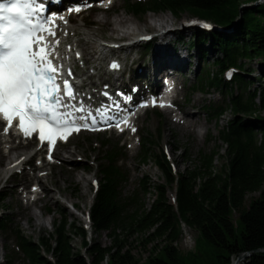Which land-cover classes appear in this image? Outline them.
Instances as JSON below:
<instances>
[{"label":"trees","instance_id":"1","mask_svg":"<svg viewBox=\"0 0 264 264\" xmlns=\"http://www.w3.org/2000/svg\"><path fill=\"white\" fill-rule=\"evenodd\" d=\"M259 1L124 0L130 12L137 15L171 12L180 17L188 11L216 26L194 28L190 47L198 49L206 60L211 50L216 55V69L212 73L203 71L200 85L216 88L224 97L222 103L211 107V112L219 116L228 108L233 112L232 118L219 128L218 138L227 147L228 163L217 171L214 159L219 152H200L193 168L177 173L165 151L153 155L149 149L152 141L140 136L142 159H152L166 181L176 186V198L170 201L161 184L152 186L150 180L142 179L141 189L148 194L152 186L156 198L148 209L139 207L125 213L120 191L128 180L127 171L120 165L124 153L119 145L111 147L103 141L106 150L99 159L101 179L90 219L95 232H114L113 243L91 244L83 225L70 224L67 229L66 223L60 221L50 237H42L39 242L18 235L19 246L30 264H101L107 255V264H141L126 248L125 238L141 232L148 233L146 243L163 236L167 240L159 255L150 256L142 264H232L235 257L246 252L250 255L239 264H264V114L258 113H264V3ZM257 58L262 59L263 80L251 88L256 81L242 68L245 60ZM230 69L233 73L228 78ZM256 191L259 197L246 205L247 195ZM137 196L129 197V201ZM182 222L199 232L195 249L186 254L175 245ZM5 229L6 223L0 218V230ZM118 229L122 233H117ZM68 230L83 237L88 256L82 250L73 251Z\"/></svg>","mask_w":264,"mask_h":264},{"label":"rangeland","instance_id":"2","mask_svg":"<svg viewBox=\"0 0 264 264\" xmlns=\"http://www.w3.org/2000/svg\"><path fill=\"white\" fill-rule=\"evenodd\" d=\"M261 3H264V0H262ZM84 8L85 6H81L78 9H75L74 12ZM85 11L86 12L82 13L73 12L74 18L71 19L72 25L68 23V29H66L63 34H69L71 32L72 35H76V38H78L79 35H82L84 32H88L91 33L93 37L98 35L102 41L109 42L110 40L115 39L113 43L117 44L129 41V39L128 37H111V25L105 21V17H109V19L112 20L118 17V15L124 16L125 19L131 20L129 25L139 23L143 30L148 29L147 26L152 22L154 25L151 26L149 31L155 30V32H158L156 30L161 27H157V29L155 28L156 19H160V15L164 13L148 12L146 14L137 15L130 12L124 0H112L111 8L109 10H105L104 12L100 11L98 14L96 9ZM168 14L171 19L170 24H172L169 25V27H178L179 30L176 32L172 31L171 33H166L163 38L156 36L154 38L146 39L136 46L129 48V50H121L122 57L128 56L127 60H121L123 63L122 69L126 67L127 71L125 72V76L129 77L132 71V66L134 65L132 64L134 63V59H137V62H141V64L149 62L153 50L157 48L158 45H161L160 42L162 41V43L170 46V50L173 53L187 56L188 63L185 66L186 69L183 72L181 71L182 73H179L180 71L177 72L175 74V80L178 85V98L182 102L190 104L197 100L196 104L193 105V109L195 111H201L202 122V125L199 127L198 134L193 135L189 132H184L177 126L171 127V130H168L166 122L167 119L170 118L169 116H172L176 120L181 116V114L178 112L173 115H168L165 109L152 108L146 110L136 120V126L138 127V133L136 134L135 131H132L133 128L135 129V125H130L129 130L123 132L115 131L106 133H90L84 131L72 137L67 144H60L57 150L59 154H57V152L54 153L53 159H49V156H46L44 153L41 155L38 153L24 165V171L28 173L29 176H32L34 171L41 174L51 172V163H49L51 160L59 162L60 166L64 161L63 157H71V152L74 151L76 152L74 159L78 163V168L80 169L81 174L90 179L89 187H83L81 183L76 184V182H70L62 178L60 174V166L56 167L59 182L52 178L53 175H50L49 178H44L47 185L52 189L57 197L56 204L52 200L47 202L45 200H39L38 203L34 205L31 204L30 201H28V198L23 196V194H13L10 191L5 195H0V198H3L0 205V218H2L6 223V229L0 230L1 264H30L26 254L19 246L18 235L39 242L42 237H50V234L54 232L55 224L60 221H64L66 223L67 229H69L70 224L83 225L87 229V240L91 244L99 243L104 246H109L113 243L112 238L114 232H112V230L95 232L91 229L88 218H85V216H87L86 211H89L91 206L94 204V198L98 188L97 182L101 179V175L99 173V159L103 157L104 151L106 150V148L102 146L103 141H107L111 147H117L119 145L124 153V157L123 160H121L120 165L127 171L128 180L122 184L120 191L121 200L125 203L123 206L125 213H131L139 207H144L145 209L150 208L153 200L156 198V193L154 192L152 186L157 183L162 185V188L167 192L166 195L170 201L174 202L176 197V186L171 185L166 181L163 172L154 163V161L151 159L144 162L142 159V150H144V148H142L139 141L140 136H145V138H149L150 141H152L149 149L153 155L160 154L161 151L164 150L167 157L172 162L175 172L177 173L185 171L188 168H193L197 163L196 160L200 155V152L209 153L212 151H218L219 156H215L214 165L216 166L217 171H222L224 169L225 164L228 163L226 151L227 147L222 143V141H218L219 128L224 126L227 121L232 118L233 112L230 108H228L222 116L211 112V107L214 104L222 103L224 97L220 94L218 89H210L207 86L200 85V77L203 75V71L209 70L212 73L216 69L213 64V60L216 56L215 52L209 48L211 51L208 53L206 60L200 56L198 49L190 47L194 28L199 27L198 24L195 25L190 23L193 20L198 21L195 15L188 11L182 13L180 17L173 15L171 12H168ZM66 22L68 21L66 20ZM186 24L188 25L185 26ZM183 27L186 28L182 29ZM146 45H150V47L147 48ZM80 46L83 49L87 45L80 43ZM88 51L93 52L94 47L88 48ZM87 57L90 58V55ZM261 60V58H257L251 61H244L242 72L256 81L255 85H252L251 88L256 86V84L259 83V80H263L261 75L262 69L260 67V64L262 63ZM71 64L72 66L75 64L76 70L80 73H83L84 71L88 72L89 69H92V72L94 71L92 67L89 68L90 63H88L84 57L79 61L73 60ZM95 64L96 63H93L92 65L95 66ZM101 66L102 69L99 70V75L93 77V79L95 81L97 80L98 83L90 84V86H88L89 89L97 91L100 89L99 84L106 86L109 83L106 82V80L114 81V77L112 75L105 73L107 64L102 61L100 67ZM84 76L86 77V82L89 81L88 75ZM100 76L101 78L99 79ZM143 84L146 86L147 79L143 81ZM196 87H198V90H195ZM143 96V100L148 99L149 92L146 91ZM226 99H228L227 95ZM258 113L262 115L264 114L263 112ZM168 137L170 140L169 143H167ZM259 137L261 138V133H259ZM14 142H19V140L14 139ZM22 142L27 143L25 140H22ZM5 145L3 146V151L8 150V146L6 147ZM172 145H175V147L172 148ZM37 148V145L30 141V148L25 156H33V150H36ZM40 151L42 152L43 150L40 149ZM42 162L47 163V168H41L38 170L33 169L35 165L41 164ZM11 171L12 170H5L0 177V194L2 193V188L5 183L4 179L10 176ZM19 174L22 175V173ZM142 179L150 180L152 186L148 194L141 189ZM33 181L35 182L36 180ZM33 181L27 184V190H30V184ZM24 186L25 185H20L19 189L21 190ZM40 190L41 194L44 195L41 187ZM133 195L138 196L129 201V197ZM259 195V191L249 193L247 195L246 205H249L251 200L259 197ZM73 201L76 202L77 208L72 206ZM28 204L30 205L28 206ZM41 205L46 208L50 207V212H43L40 208ZM30 208L41 214L40 223L44 224L43 227L41 225L33 227L30 226V222L26 220L27 216H30V211H32ZM235 217H238V213H235ZM33 219L34 217H31V221ZM67 232V235L70 237V244L73 247V251L82 250L83 254L88 256L90 252L83 243V237L69 230ZM116 232L122 233V229H118ZM123 234V236H126V232H123ZM147 234L148 233L141 232L125 237L128 240L126 248L131 249L132 253L141 264L145 263L150 256L159 255L160 250L167 242L166 238L163 236L156 238L152 242L146 243L145 239ZM198 235L199 232L195 228L189 226L185 222H182L181 236L175 245L184 254L189 251H193L196 246ZM262 251H264V249H262ZM246 257H248V255ZM108 261L109 256L107 255L101 264H107Z\"/></svg>","mask_w":264,"mask_h":264},{"label":"snow or ice","instance_id":"3","mask_svg":"<svg viewBox=\"0 0 264 264\" xmlns=\"http://www.w3.org/2000/svg\"><path fill=\"white\" fill-rule=\"evenodd\" d=\"M50 16L43 0H0V114L6 121L5 132L18 118L17 128L26 137L39 130L41 141L54 144L57 135L70 134L73 129L110 120L116 123L108 126L127 123L118 116L104 115L99 108L87 110L82 101L73 103L72 70L67 69L65 77L61 61L66 57L60 54ZM45 33L54 39L48 40ZM76 55L79 58L78 52ZM110 67L118 70L119 65L114 62ZM231 75L229 72V78ZM98 115L104 116L102 121Z\"/></svg>","mask_w":264,"mask_h":264},{"label":"bare ground","instance_id":"4","mask_svg":"<svg viewBox=\"0 0 264 264\" xmlns=\"http://www.w3.org/2000/svg\"><path fill=\"white\" fill-rule=\"evenodd\" d=\"M51 1L52 0H43L44 5L46 6H47V3H50ZM75 1L79 3L84 0H75ZM259 2H262V0H260ZM109 9L110 7L100 8V9H96V12L98 14L100 11L104 12L105 10H109ZM85 10L90 11V10H95V9H91V8L83 9L81 10L80 13L86 12ZM70 16H71V19L74 18L73 14H71ZM66 20L67 18H63V19L57 18V22L59 24L58 29L60 28V30H59V34L55 37V39H58L60 41L61 56L66 57L61 62L62 64L69 63V62L71 63L72 59L74 58L73 56H76L75 50L81 49L83 51L84 58L86 59L88 63H90L89 68L92 67L94 70L92 72V69H89L88 72L87 71L83 72V75H88V78H89V81H87L85 85L87 87L90 86V84L98 83L97 80L95 81L93 79V77L99 75L100 73L99 70L102 69V66L100 67L101 62L109 56V53L111 51L118 52L119 50H129V48L134 47L140 42H143L144 40H146V37H148L149 35H151L152 38L156 36L163 38V36L166 33H171L172 31L176 32L179 30L178 27L177 28L169 27V25H172V24H170L171 19L169 17L168 12L162 13L160 15V19H156L155 28L157 29V27L158 28L161 27L160 29L156 30L158 32H155V30L149 31L151 29V26L154 25L152 22L150 23V25L147 26L148 29L143 30V28L140 26L139 23H133L134 25L132 24L129 25V22L131 20L125 19L124 16L118 15V17L112 20L109 19V17L108 18L105 17V21L110 23L111 25V28H110L111 37H117V38H120V37L127 38L128 37V39L130 40V41L117 44V43H113L115 39L110 40L109 42L102 41L98 35H96L97 37L96 36L93 37L91 33H88V32H84L82 35H79L78 38H76V35H72L71 32L69 34H63V32L66 31V29H68V26H67L68 22H66ZM185 28L186 27H183L182 29H185ZM46 38L48 40L54 39L53 37H50V36H46ZM129 42H132V43H129ZM162 42H160L161 45H158V47L153 50L149 62L141 64V62L140 63L137 62V59H134V63H132L134 65L132 66V71L129 77L125 76V72L127 71L126 68L123 71L121 70L123 63L118 61V58L113 59L112 62H108L110 66L115 61H118L117 64L120 66V71H116V73H114V81L106 80V82H109L110 84L119 85L118 88H123V90L126 91V93L130 95L128 103H134L136 102V100L142 99L144 97L143 94L146 91H150V89L147 88L145 84H143L144 80L146 79L148 81L155 80L156 86L158 87L161 83L159 80L161 75L172 74V76H175L177 72L180 71L179 73H182L183 71H185L186 69L185 66L188 63L187 56L173 53L170 50V46H167L166 44ZM80 43H84L87 46L82 49L80 46ZM69 45H71V49H69L68 47ZM90 47H94L93 52L88 51V48ZM89 55H90V58L87 57ZM127 58L128 56H125L123 60H127ZM93 63H96L95 66L92 65ZM72 69L74 70L73 67ZM105 73L110 74V73H107V70H105ZM100 78L101 76L99 77V79ZM104 89L106 90L107 87H104ZM82 102L84 104V107H86L85 98L82 100ZM196 102L197 100L194 101V103L187 104L185 102H182L178 98L176 100V105H177V110L179 111L181 116L176 120L172 116H169L170 118H168L166 122L167 129L171 130V127L177 126L180 129H182L184 132H189L193 135H197L199 127L202 125V122H201V111L200 110L195 111L193 109V105H195ZM166 112L168 113V115H173V111L166 110ZM0 126L2 127V129L0 127V177H1V175L4 173L5 170L6 171L13 170V168L19 166L21 162H27L29 160V157H26L25 154L30 148V141L27 143L22 142V141H19V142L12 141L10 145H5V144H9V140L7 139L8 136L2 133L4 127L2 126L1 121H0ZM129 127L130 126H128L127 129H129ZM169 142L170 140L168 137L167 143ZM4 145L6 147L8 146L7 151L6 150L3 151ZM174 147L175 145H172V148ZM71 153H72L71 157L70 156L63 157L64 161L61 163L60 165L61 167L59 166L60 164L59 162L53 161L51 164V169H52L51 172H46L44 174H41V173H37V171H34V174L32 176H29V174L24 171L25 169H22L21 171L22 175L16 172L14 175L7 177L6 179H4L5 181L3 180L5 183L2 188V193L0 195H5L9 191L12 192L13 194H18V195H22V194L24 195L25 192L32 193L33 192L32 190H27L28 188L27 184L33 180H36L37 184H39V186L43 190L44 195L42 194L38 195L37 199L33 200L31 204L35 205L38 203L39 200L40 201L45 200L46 202L52 200L56 204L57 197L44 180V178L46 177L49 178L50 175H53L52 178L59 182V178L57 176L58 171L56 170V167L61 168L60 174H61V177L64 178L65 180H68L70 182H76V184L81 183L83 187L88 188L90 179L87 178L85 175L81 174L80 169L78 168V163L74 159V156H76V152L73 151ZM57 154H59V152H57ZM51 156L53 157V155ZM47 166L48 165L46 162H42L41 164L35 165L33 169L38 170L41 168H47ZM55 176H56V179H55ZM20 185L21 186L25 185V186L20 190L19 189ZM29 205L30 204H28V206ZM73 207H76L75 201H73ZM40 208L42 209L43 212L44 211L50 212V207L46 208L41 205ZM40 216H41L40 213L35 212L32 209V211H30V216H27L26 220L30 222V226L32 227L38 226V225H41L43 227L44 224L40 223ZM31 217H34L32 221H31ZM30 226H27V227H30ZM236 260L237 258L233 259L234 264L237 262Z\"/></svg>","mask_w":264,"mask_h":264},{"label":"water","instance_id":"5","mask_svg":"<svg viewBox=\"0 0 264 264\" xmlns=\"http://www.w3.org/2000/svg\"><path fill=\"white\" fill-rule=\"evenodd\" d=\"M247 255H249V253H243L241 254L238 258H237V262L235 264H239V262L244 259ZM234 264V263H233Z\"/></svg>","mask_w":264,"mask_h":264}]
</instances>
